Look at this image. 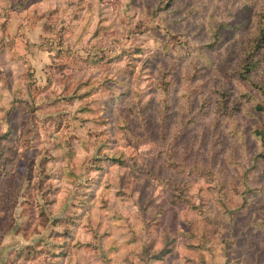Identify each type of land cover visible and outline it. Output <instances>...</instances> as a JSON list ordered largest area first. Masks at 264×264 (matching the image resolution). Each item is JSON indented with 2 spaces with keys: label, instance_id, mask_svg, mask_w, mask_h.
<instances>
[{
  "label": "rangeland",
  "instance_id": "1",
  "mask_svg": "<svg viewBox=\"0 0 264 264\" xmlns=\"http://www.w3.org/2000/svg\"><path fill=\"white\" fill-rule=\"evenodd\" d=\"M262 6L0 0V264H264Z\"/></svg>",
  "mask_w": 264,
  "mask_h": 264
},
{
  "label": "trees",
  "instance_id": "2",
  "mask_svg": "<svg viewBox=\"0 0 264 264\" xmlns=\"http://www.w3.org/2000/svg\"><path fill=\"white\" fill-rule=\"evenodd\" d=\"M258 17H259V25H260L259 37L255 40L252 50L246 54L244 58V63L242 64V71L239 74L241 79L248 80L253 85H255V82L251 81L250 75L253 73V71L257 67V64L259 63L257 59L259 58V60L261 61L260 57L264 54V0H263V6L261 7L258 13ZM262 87L263 86H256V88L260 90L264 95V88ZM257 109L264 112V105L259 104L257 106ZM257 136L259 137L260 141L264 146V128L257 131ZM183 167L187 168L188 166H183ZM189 172L196 175H203L204 172H207V170H205L204 168L196 167L194 169H189ZM249 191L250 190H248V192ZM178 197L181 200L185 199L184 191L181 190L180 196Z\"/></svg>",
  "mask_w": 264,
  "mask_h": 264
}]
</instances>
